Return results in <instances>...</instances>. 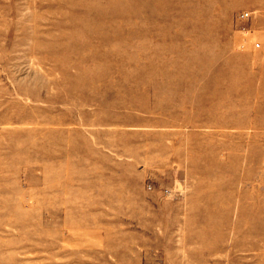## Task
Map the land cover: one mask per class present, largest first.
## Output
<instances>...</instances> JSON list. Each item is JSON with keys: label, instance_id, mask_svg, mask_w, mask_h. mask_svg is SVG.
Listing matches in <instances>:
<instances>
[{"label": "rangeland", "instance_id": "obj_1", "mask_svg": "<svg viewBox=\"0 0 264 264\" xmlns=\"http://www.w3.org/2000/svg\"><path fill=\"white\" fill-rule=\"evenodd\" d=\"M0 264H264V0H0Z\"/></svg>", "mask_w": 264, "mask_h": 264}, {"label": "built area", "instance_id": "obj_2", "mask_svg": "<svg viewBox=\"0 0 264 264\" xmlns=\"http://www.w3.org/2000/svg\"><path fill=\"white\" fill-rule=\"evenodd\" d=\"M249 16H250L249 13H241V14H239V16H238L237 19H238V20L247 19V18H249ZM257 47H259V45H257ZM171 192H172L171 190H167V191H166V194H167V195H169V194L171 195Z\"/></svg>", "mask_w": 264, "mask_h": 264}]
</instances>
